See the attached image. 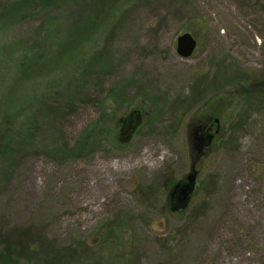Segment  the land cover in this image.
I'll use <instances>...</instances> for the list:
<instances>
[{
    "label": "rangeland",
    "instance_id": "obj_1",
    "mask_svg": "<svg viewBox=\"0 0 264 264\" xmlns=\"http://www.w3.org/2000/svg\"><path fill=\"white\" fill-rule=\"evenodd\" d=\"M256 3L80 0L0 18V122L17 113L15 125L33 128L16 134L11 169L0 156V264H264V0ZM82 19L80 34L54 39ZM185 32L196 47L181 57ZM59 36L66 42L50 50ZM97 54L109 67L92 66L80 101L62 112V74L78 78ZM21 62L28 69L16 77ZM131 113L140 123L120 142ZM92 124L101 134L89 155L46 153ZM190 173L181 208L173 188Z\"/></svg>",
    "mask_w": 264,
    "mask_h": 264
},
{
    "label": "trees",
    "instance_id": "obj_2",
    "mask_svg": "<svg viewBox=\"0 0 264 264\" xmlns=\"http://www.w3.org/2000/svg\"><path fill=\"white\" fill-rule=\"evenodd\" d=\"M236 1L239 2L240 7L242 8H246L248 6L251 8L252 7L254 8L256 5L253 4V1L257 3L260 2V0H236ZM53 3H56L58 5L62 4V7L63 5L65 6L76 5L80 8L83 7L82 4H80V0H7L2 5H0V18L9 20V19H14V18L24 19L30 16L34 17L37 15H40L48 5L50 4L52 5ZM93 4L94 3L91 4V7L89 9L90 12L93 11ZM88 19H89V16L87 20ZM85 22L82 19L80 21V25L77 28L71 27L74 30L65 28L63 31H59L57 36L54 37V39L57 38L58 35H61L63 33H67L65 35V37L67 38L76 36L78 33L80 34L82 32L81 23L85 24ZM58 39L60 40L58 41ZM58 39H57L58 44H54L53 40H52L53 44L52 45L49 44L51 45L50 50L55 49L58 45L64 44V42H66L64 41L66 40L64 39V37L59 36ZM32 57L34 59L35 55H33ZM24 59L27 60V56H24ZM93 60L90 66H88L85 70H82V72L78 75L79 77L78 78L76 77V79L74 78V76L73 77L69 76V73H70L69 71H66L62 74V77L68 78V80L66 81L67 85H65L64 88L62 89L63 96L65 95V99L67 100V102L65 103V108L63 109L62 112H65L64 110H67V109L72 110L74 108V104L77 105L78 102L80 101L79 99L76 98V95L79 92L78 89L79 87L86 88L87 84L85 85L84 84L85 82L83 80L88 75L92 76L93 74L92 66L98 63L97 66L101 67L102 69L109 67V64H107L104 61V58H102V56L98 54L94 56ZM29 61H31V58ZM19 66L21 70L16 72V77L18 73L25 72L28 69L26 68L28 66L25 64V62H21ZM41 69H44V67H42ZM94 79H97V78H94ZM16 114L17 113L8 114V115L5 114L3 121L0 122V126H2V128H0V156L1 154L7 155V156H4L5 157L4 166L6 167L7 170L11 169L15 164L13 157L9 156V152L12 148L15 147L12 142L15 141L16 136H17L16 134L19 133L18 131H20V129L21 130L23 129L22 133H25V135H27L28 137L32 134V130H33V128L30 129L31 128L30 123H27L30 121V119H27V121L22 120L20 124L15 125L13 123V118H15V120L17 121L16 116L18 115ZM92 126H93L92 128L86 129L82 133V136H79L78 139L74 141L72 146H69L67 143H63L62 145H55V148H47L48 150H46V153L50 155L51 157H53L54 159L55 158L57 159V156H61L62 159H67L70 157L76 159V158H83L89 155V153H91L96 148V144L98 142L97 138L99 139V135L101 134V131H95V127L93 124ZM48 151L51 153H49Z\"/></svg>",
    "mask_w": 264,
    "mask_h": 264
},
{
    "label": "water",
    "instance_id": "obj_3",
    "mask_svg": "<svg viewBox=\"0 0 264 264\" xmlns=\"http://www.w3.org/2000/svg\"><path fill=\"white\" fill-rule=\"evenodd\" d=\"M195 47H196V40L188 32H185L176 38V53L181 57L190 56L195 50ZM129 116L131 117L132 113ZM134 116H135V121L130 120L126 128L121 130L120 134L125 135V136L122 138H119L120 142L129 141L135 129L137 128V125L140 123V114L135 113ZM194 183H195V173H190L187 176V183H185L181 187L180 193L182 195V198H181L182 201H184L187 198L188 193L192 192Z\"/></svg>",
    "mask_w": 264,
    "mask_h": 264
},
{
    "label": "flooded vegetation",
    "instance_id": "obj_4",
    "mask_svg": "<svg viewBox=\"0 0 264 264\" xmlns=\"http://www.w3.org/2000/svg\"><path fill=\"white\" fill-rule=\"evenodd\" d=\"M133 117H134V119H133ZM131 118V119H130ZM211 118H208L207 120H210ZM130 120H133V121H135V116L132 114V116L130 117L129 116V119H128V121H127V123H126V125H123V126H121L120 127V133H121V130L122 129H125L126 128V126H127V124L129 123V121ZM214 120H217V118H215ZM210 128L211 127H208L205 123L203 124V126H201V129L202 130H205L206 132L208 131V130H210ZM217 132H218V128H217V126H216V128L214 129V134H217ZM121 135V134H120ZM125 135H121V137L120 138H122V137H124ZM211 138H212V136H210L209 137V134H208V136H207V143L209 142L210 143V140H211ZM195 181H196V174H195ZM179 183V181H177L176 182V184H175V186H174V192H175V198H176V202H177V204H179V206L181 207V208H185V206L187 205V202H188V198H190V196H191V194H192V192H193V190H194V187H193V190H192V192L191 193H188V196H187V198L184 200V201H182L181 200V198H182V195H181V193H180V191H181V187L185 184V183H187V177H186V182L185 183H182V184H178ZM195 184V183H194Z\"/></svg>",
    "mask_w": 264,
    "mask_h": 264
}]
</instances>
